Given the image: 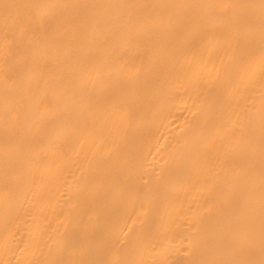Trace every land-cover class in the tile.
Returning a JSON list of instances; mask_svg holds the SVG:
<instances>
[{"label": "bare ground", "instance_id": "obj_1", "mask_svg": "<svg viewBox=\"0 0 264 264\" xmlns=\"http://www.w3.org/2000/svg\"><path fill=\"white\" fill-rule=\"evenodd\" d=\"M0 264H264V0H0Z\"/></svg>", "mask_w": 264, "mask_h": 264}]
</instances>
